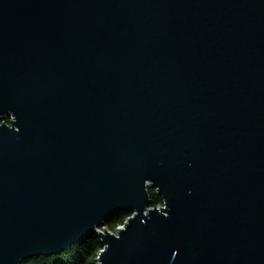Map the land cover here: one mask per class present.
<instances>
[{
	"label": "water",
	"instance_id": "water-1",
	"mask_svg": "<svg viewBox=\"0 0 264 264\" xmlns=\"http://www.w3.org/2000/svg\"><path fill=\"white\" fill-rule=\"evenodd\" d=\"M91 234L97 264H264V0H0V264Z\"/></svg>",
	"mask_w": 264,
	"mask_h": 264
},
{
	"label": "trees",
	"instance_id": "trees-1",
	"mask_svg": "<svg viewBox=\"0 0 264 264\" xmlns=\"http://www.w3.org/2000/svg\"><path fill=\"white\" fill-rule=\"evenodd\" d=\"M4 121L9 124L7 118ZM147 193L151 208L162 206V199L154 189L147 187ZM128 217L129 214L124 211L115 212L103 221L102 227L99 229L104 228L108 232L114 233ZM101 250L100 240L95 234H91L56 255L34 257L20 264H97V257Z\"/></svg>",
	"mask_w": 264,
	"mask_h": 264
},
{
	"label": "rangeland",
	"instance_id": "rangeland-1",
	"mask_svg": "<svg viewBox=\"0 0 264 264\" xmlns=\"http://www.w3.org/2000/svg\"><path fill=\"white\" fill-rule=\"evenodd\" d=\"M8 119V121H10V120H12V118H7ZM120 228V227H119ZM103 229L104 228H101V230L99 229V232L100 233H102L103 232ZM118 229V228H117ZM114 236H116V233L114 232V233H112Z\"/></svg>",
	"mask_w": 264,
	"mask_h": 264
}]
</instances>
